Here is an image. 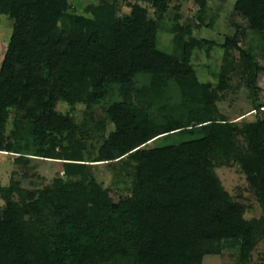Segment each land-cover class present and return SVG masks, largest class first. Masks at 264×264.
Returning a JSON list of instances; mask_svg holds the SVG:
<instances>
[{"label":"trees","instance_id":"trees-1","mask_svg":"<svg viewBox=\"0 0 264 264\" xmlns=\"http://www.w3.org/2000/svg\"><path fill=\"white\" fill-rule=\"evenodd\" d=\"M193 18L201 26L208 0H197ZM161 9L165 0H153ZM96 5V16L69 11V0H0V14L14 18L0 68V150L89 164L129 158L136 181L118 201L93 174L59 176L52 189L17 200L0 187V264H202L224 249L247 252L256 242V224L223 202L210 158L235 144L234 121L216 109L209 85L198 81L193 50L206 38L186 37L190 25L175 23L181 55L158 47L161 20L141 4L111 20ZM234 10L264 41V0H236ZM217 88L230 85L240 67L256 91L261 70L256 51L227 36ZM136 93L147 106L111 101L115 128L97 157L72 152L76 125L57 109L60 100L99 103L110 94ZM262 105L261 107H263ZM169 108L164 118L152 108ZM257 107H260L258 104ZM33 110L26 127L8 128L13 111ZM159 112V111H158ZM160 113H158L159 116ZM218 120V121H216ZM216 121V122H215ZM213 123L206 135L177 138L183 128ZM264 209V116L245 128ZM78 142V140H76ZM156 142L154 145L150 143Z\"/></svg>","mask_w":264,"mask_h":264},{"label":"rangeland","instance_id":"rangeland-1","mask_svg":"<svg viewBox=\"0 0 264 264\" xmlns=\"http://www.w3.org/2000/svg\"><path fill=\"white\" fill-rule=\"evenodd\" d=\"M236 0H208L209 10L201 26L193 18L200 8L197 0H165V7L160 8L153 0H69V11L85 16H96L94 7L103 4L107 12L101 18L113 19L131 13L133 5L141 4L148 9L149 15L161 20L158 32V47L174 55L180 56L181 49L175 39V33L169 27L175 23L190 25L191 30L186 37L206 38L209 47L196 46L193 50L192 63L197 71L198 81L209 85L212 90L216 109L223 113L235 134V144L219 151L210 158L211 165L221 186L223 202L241 210L243 216L252 220L257 226L255 244L243 252L240 248L224 249L220 253H210L203 257L202 264H264V209L260 200V186L256 181V170L252 161L246 160L251 144L248 139V124L256 122L264 116V41L258 38L249 27L246 18L234 10ZM15 20L9 14H0V68L4 59ZM227 36H233L243 47L256 51L261 70L258 76L259 87L253 91L240 67L232 72L227 89L217 88L216 72L225 62L224 42ZM128 100L140 107L147 106L136 93L129 96L110 94L99 103L77 101L69 103L60 100L57 109L70 117L76 125L74 143L70 146L73 153L97 157L110 132L115 128L108 114L111 101ZM260 107H257V105ZM152 117L164 118L169 108H152ZM159 111V112H158ZM158 113L159 116H158ZM31 118H43L33 110L13 111L8 128L26 127ZM218 121V120H216ZM215 121V122H216ZM213 123L194 125L183 128L176 133L177 138L206 135ZM156 142H151L154 145ZM19 153L0 150V187H9L17 200L28 198L31 193H40L52 189L59 176H76L78 172L87 171L95 175L103 188L115 201L127 195L136 181V163L125 157L115 160L87 161L86 166L76 162H64L62 159H51L30 155L23 160H16ZM5 200L0 194V211ZM109 264H133V261L118 260Z\"/></svg>","mask_w":264,"mask_h":264}]
</instances>
